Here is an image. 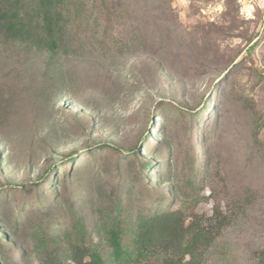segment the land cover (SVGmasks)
Returning a JSON list of instances; mask_svg holds the SVG:
<instances>
[{
	"label": "rangeland",
	"instance_id": "obj_1",
	"mask_svg": "<svg viewBox=\"0 0 264 264\" xmlns=\"http://www.w3.org/2000/svg\"><path fill=\"white\" fill-rule=\"evenodd\" d=\"M109 7L120 11L114 25L127 45L110 60L71 54L64 83L48 90L45 58L0 37V191L11 192L0 207L13 209L14 188H29L70 157L95 151L82 167L114 164L115 150L132 148L153 124L149 145L176 151V139L190 128L199 154L210 149L218 157L217 179L232 188L221 200L232 204L231 192L244 185L256 192L240 220L219 234L212 262L254 264L264 247V0H115ZM237 64L208 97L220 72ZM203 97L192 119L185 110ZM153 151L141 149V160H157ZM122 172L129 176L127 163ZM209 193L203 188L199 215L213 208Z\"/></svg>",
	"mask_w": 264,
	"mask_h": 264
},
{
	"label": "trees",
	"instance_id": "obj_2",
	"mask_svg": "<svg viewBox=\"0 0 264 264\" xmlns=\"http://www.w3.org/2000/svg\"><path fill=\"white\" fill-rule=\"evenodd\" d=\"M114 2L0 0V37L20 53L45 58L42 83L48 90L64 83L63 61L71 54L110 60L127 45L114 25L120 12L109 7ZM117 6L124 9L120 1ZM238 65L220 72L208 97L227 84ZM204 100L185 110L192 119ZM2 106L0 101V111ZM152 129L157 127L146 128L126 152L115 150L114 164L93 170L91 161L82 167L86 157L97 153L85 152L53 165L29 188H14V208L0 207V264H213L219 234L240 220L256 192L244 185L239 194L231 192L232 204L221 200L232 188L227 179H217L218 157L210 149L199 154L190 128L176 139V151L158 141L151 147ZM165 131L162 127L160 135ZM207 133L200 140L204 147L209 146ZM152 148L157 160H141L140 150ZM125 163L130 174L124 177ZM146 169L152 170L147 176ZM205 187L213 208L199 215ZM10 193L3 188L0 202L6 203ZM254 264H264V247Z\"/></svg>",
	"mask_w": 264,
	"mask_h": 264
}]
</instances>
